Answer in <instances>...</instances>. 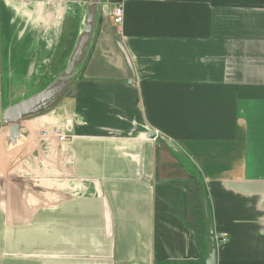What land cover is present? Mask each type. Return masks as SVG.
<instances>
[{
	"label": "crops",
	"instance_id": "obj_1",
	"mask_svg": "<svg viewBox=\"0 0 264 264\" xmlns=\"http://www.w3.org/2000/svg\"><path fill=\"white\" fill-rule=\"evenodd\" d=\"M14 1L8 100L94 20L75 80L16 138L0 96V264H264V0Z\"/></svg>",
	"mask_w": 264,
	"mask_h": 264
},
{
	"label": "water",
	"instance_id": "obj_2",
	"mask_svg": "<svg viewBox=\"0 0 264 264\" xmlns=\"http://www.w3.org/2000/svg\"><path fill=\"white\" fill-rule=\"evenodd\" d=\"M91 3L101 0H90ZM93 4L90 5V7ZM94 20V14L90 12L87 19V26L84 34L78 42V46L74 55L68 64L64 75L57 78L46 90H43L40 94L33 96L32 98L10 106L4 112V122L10 126L11 135L16 138L20 134L21 123L31 117L39 116L47 111L53 109L63 94L69 89L71 83L75 80L76 67L81 63L85 48L88 46L91 34L92 24ZM150 137L154 138V134Z\"/></svg>",
	"mask_w": 264,
	"mask_h": 264
},
{
	"label": "rangeland",
	"instance_id": "obj_3",
	"mask_svg": "<svg viewBox=\"0 0 264 264\" xmlns=\"http://www.w3.org/2000/svg\"><path fill=\"white\" fill-rule=\"evenodd\" d=\"M0 2H1V0H0ZM71 33H72V31H71ZM71 33L68 32L67 34H65V36L61 40V43H60L61 49L58 52V55L55 58V61L52 64L50 70H48L46 80L41 82L39 84L40 86H37L38 91H32V90L29 91L28 90L29 92L27 91L28 92L27 94H25L26 92L23 94L22 92L19 91L20 90L19 88L11 89V94H12L11 100H8V99H6V97L9 96V93H10L9 89L11 86H9V83L5 79H2L0 77L1 106H3L4 109L9 107V105L11 103L15 105L17 103L23 102L22 99L24 100L26 97L28 98V97L40 94L39 91H41V89L46 90L52 84V82H54L61 75H64L66 67H67L66 64H67L68 57H69V51L66 52L65 46L73 45L74 41L76 40V35L71 37ZM14 88H16V86H14ZM30 88H32V87L29 86V89ZM71 140H72L71 137H69L66 142H70Z\"/></svg>",
	"mask_w": 264,
	"mask_h": 264
},
{
	"label": "built area",
	"instance_id": "obj_4",
	"mask_svg": "<svg viewBox=\"0 0 264 264\" xmlns=\"http://www.w3.org/2000/svg\"><path fill=\"white\" fill-rule=\"evenodd\" d=\"M124 13H125V10H124L123 5L116 7L115 10L113 11V14H112L113 23L118 28L123 27ZM54 134H56V136L64 142H66L69 138L68 136H66L63 133H60L58 131H55ZM215 241H216L217 246L222 247V246H225L226 244L229 243V237L226 234H221V235L215 237Z\"/></svg>",
	"mask_w": 264,
	"mask_h": 264
},
{
	"label": "bare ground",
	"instance_id": "obj_5",
	"mask_svg": "<svg viewBox=\"0 0 264 264\" xmlns=\"http://www.w3.org/2000/svg\"><path fill=\"white\" fill-rule=\"evenodd\" d=\"M15 1L14 0H1V3H2V6H3V9L6 8V11L8 10H14L15 9ZM5 11V12H6ZM58 139V141L60 143H65L64 141H62L60 138L56 137Z\"/></svg>",
	"mask_w": 264,
	"mask_h": 264
}]
</instances>
